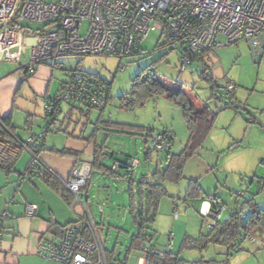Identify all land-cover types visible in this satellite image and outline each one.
Listing matches in <instances>:
<instances>
[{
  "label": "rangeland",
  "instance_id": "1",
  "mask_svg": "<svg viewBox=\"0 0 264 264\" xmlns=\"http://www.w3.org/2000/svg\"><path fill=\"white\" fill-rule=\"evenodd\" d=\"M30 27L32 30H40L42 25L30 24ZM218 41L225 40L219 36ZM170 48L165 33L152 26L148 36L140 42L141 53L128 57L123 62L114 57L55 58L50 96L66 78L67 72L77 69L93 75L110 87L111 102L106 109L101 112L94 109L88 117L76 110L73 117H67L65 120V125H70L67 132L70 134L72 130H76L77 136L85 125L86 138L95 130L99 120L129 126L125 131L118 128H113L116 131H112L111 126L103 127L108 132H95L97 140L101 144L106 142L108 150L115 154L117 160L122 161L126 156L139 159L143 163V172L148 174L152 173L156 166L150 165L147 168L145 164L142 152L145 146L143 129L171 132L174 136L171 154H179L188 141V128L181 107L164 96L150 97L143 104H136L131 109L121 107L120 98L130 94L133 80L138 74L143 71L146 74L149 69L154 68L156 78L172 90L182 88L196 110L201 111L205 106H209L210 110L216 113L223 109L218 112L213 128L202 147L187 162L184 179L178 183L164 184L168 197L162 200L155 221L145 223L146 233L154 235V243L162 237L166 242L167 236L173 233V252H180V258L187 263L217 264L228 260V264H259L261 255L255 254L264 250V234L260 232L252 235L256 241L245 237L238 239L239 250L231 254L227 253V248L214 245L203 252L181 250V244L187 234L196 236L209 231L203 226L197 207L193 206L198 199L186 197L190 180L197 181L202 192L201 199L210 201V197L217 196L222 204L227 206L222 221L235 212H240L243 218H247L250 208L246 201L250 199L254 200L258 208L264 210V187L259 186V181L264 180V57L257 60L248 44L239 41L230 45L214 46L183 70L179 51L169 53ZM24 56L21 63L26 67L29 51ZM6 64L17 70V73L23 72L19 70L20 63ZM34 68L37 73L38 67ZM30 77L32 76H27V79ZM230 83L236 87L233 97L235 106L224 108L225 103L231 101L217 100L213 96L212 88L216 87L217 92H222ZM22 96L29 99L24 92ZM44 105L45 101L40 99L36 104L32 101L22 103L23 107L16 108L15 124L19 117L17 122L19 126H23L29 112H32L35 114L32 134H38L41 131L38 127L41 126L42 129L47 125L43 113ZM63 109L62 117L69 108L65 105ZM19 133L23 136L18 131V135ZM64 138L63 133H49L46 144L52 146V139L62 144L60 140ZM83 160L88 163L92 161L86 157ZM29 161L30 154L24 151L15 169L22 172ZM141 172L142 170H137L132 185L137 210L142 201L138 189ZM4 177L6 176L0 172V178L5 179ZM127 182L124 177L121 181H115L110 175L96 172L91 185L90 210L99 235L105 249L109 253L120 252L121 257H125L138 228L130 212V186ZM173 202L179 207L178 218L171 213ZM99 207L103 208V215L98 214ZM138 256L139 252L134 251L128 264H137Z\"/></svg>",
  "mask_w": 264,
  "mask_h": 264
},
{
  "label": "built area",
  "instance_id": "2",
  "mask_svg": "<svg viewBox=\"0 0 264 264\" xmlns=\"http://www.w3.org/2000/svg\"><path fill=\"white\" fill-rule=\"evenodd\" d=\"M30 24L42 28L32 30ZM152 26L165 33L171 46L169 53L179 51L183 70L191 65V55L239 41L248 44L257 60L264 57V0H0V61L21 63L29 51L25 68L28 76H34V67H54V59L58 57L122 60L138 50ZM219 36L225 41H218ZM66 77L62 89L45 104L47 125L38 134H28L21 145L31 156L29 174L40 176L49 172L57 177L73 197L72 210L79 206L83 215L64 228L60 239L51 244L42 243L39 254L58 264H128V257L105 249L91 214L89 188L95 172L92 164H79L68 180H61L36 152L47 135L56 131L65 105L81 107L86 113L94 109L102 111L107 106L109 87L98 78L81 70L69 71ZM235 90V85L230 83L216 99L229 100ZM147 137L151 153H166L173 147L171 132H154ZM140 164L139 159L131 158L125 165L115 164L113 169L121 166L134 173ZM259 185L264 186V180ZM210 202L212 207L202 216V223L212 231L223 220L227 206L217 196L210 197ZM98 212L103 214V208L99 207ZM26 214L34 217L35 206L28 204ZM173 215L179 217L177 207ZM6 216V213L0 215V238ZM246 238L256 240L252 235ZM153 239L145 238L137 264H149L152 256L163 258L173 253V233L167 236L165 248L153 246ZM227 249L228 254L238 251L237 241Z\"/></svg>",
  "mask_w": 264,
  "mask_h": 264
},
{
  "label": "crops",
  "instance_id": "3",
  "mask_svg": "<svg viewBox=\"0 0 264 264\" xmlns=\"http://www.w3.org/2000/svg\"><path fill=\"white\" fill-rule=\"evenodd\" d=\"M6 63L16 64L9 61H0V116L5 117L11 115L13 125L23 134V136H21L20 133L18 135L17 131V136L25 140L28 134L34 133L33 118L35 114L29 112V118L27 117L30 122V129L26 127V124L19 126V117L17 118L18 122L16 121L15 124L16 108L18 109V106L23 107L22 103L26 104L30 101L36 104L39 99L40 101H45L46 104L48 99L52 98L56 92L62 89L67 77L60 82V85L54 91V94L50 96L49 91L53 81L54 67L50 65L38 67L35 76L28 78L26 82L21 85L22 81L25 79L23 78V69L25 67L22 66V63L18 64L19 70L21 69L23 72L17 73V70H14L13 67L8 66ZM23 92L29 97V99L23 98ZM67 106L69 109L66 115L56 123V131L54 132V134H64L65 138L60 140L62 144H59L57 143V140L52 139V146H48L46 144V137L42 142L39 154L43 163L52 169L61 180H68L73 169L79 164L88 163L83 160L84 157H86V159H92V161L90 160V163H92L95 150L94 142L90 139L91 133L88 137H84V133L86 132L85 125H83V129L81 128L79 135L76 136V130H72V132L68 134L67 131L69 130H67V128H69L70 125H65V117H73L76 110H81L76 107ZM83 111L85 116L93 113V111L86 113L84 109ZM43 113L46 118L45 111ZM65 126L67 127L65 128ZM39 127L38 129L41 130V126ZM106 132L107 131L103 128H100L98 131V133L101 134H105ZM82 139L85 140V142ZM62 150L75 152L77 156H64L59 153V151ZM106 152H108V155L105 156L104 153V156L101 158V165L108 170L97 169L95 173L100 172L110 175L115 181H121L124 177L128 181V186L131 184L133 185L137 170H142L139 177L146 174L143 172L142 162L131 175L127 174L126 170L121 168V166L117 170H114L113 166L115 164L121 165V163L126 162L130 156H126L125 159L120 161L115 158V154L110 150L107 149ZM164 155L165 154L155 155V157L152 156L150 161H145V164L148 166L147 168H149L150 165H153L154 167L159 162L161 163ZM104 159H107L106 163H103ZM29 163L30 161L22 172L15 169L16 174H13L15 173L13 172L11 175L6 176L3 173L6 176L4 177L5 179L0 178V215L2 213L7 214L2 223L4 233L0 238V264H57V262L46 259L39 254V249L42 243L51 244L58 239L57 236L50 232L51 225L54 224L63 228L68 224L76 223L78 221L77 217L83 215L81 207L76 206L75 209L72 210V206L66 203L59 193L52 190L39 177L26 174L27 176L24 178V173L28 169ZM61 187L63 189L65 188L63 185H61ZM260 187L263 188L264 186ZM90 202L91 187L89 188V206ZM28 204H32L36 208V215L34 217H28L26 214V207ZM177 205L176 202L172 203L171 213H173L175 207L179 209ZM193 206H195V208L197 207L202 222V216L212 207V203L209 200L199 198L198 201H195ZM200 234L203 233H199L196 236L192 234L187 235L198 237ZM167 240L165 242L162 237V239L154 244L157 247L165 248ZM257 254L261 255L259 256L258 263L263 264L264 250L256 252L255 255ZM223 263L228 264V260H223L217 264Z\"/></svg>",
  "mask_w": 264,
  "mask_h": 264
},
{
  "label": "trees",
  "instance_id": "4",
  "mask_svg": "<svg viewBox=\"0 0 264 264\" xmlns=\"http://www.w3.org/2000/svg\"><path fill=\"white\" fill-rule=\"evenodd\" d=\"M137 53H141L139 47L138 50H136L135 53L132 54L131 56ZM204 53L205 52H202L201 54L198 55H191L190 56L191 64L196 58H199ZM125 59H122L120 61L123 62ZM152 69H149V72L146 74L143 71L135 77V79L133 80L130 94L128 96L120 98V105L124 109H131L136 104H143L150 97L164 96L168 101L175 103L181 107L188 128V141L185 145V148L179 154H171V151L174 147V141H173L172 149L167 151L166 153H151L148 150L149 139L147 135L152 134L154 132H164V131H155L152 129L142 128L144 133V135L142 136L144 137V144H145V146L143 147L144 160L150 161V159L154 155H160V154H165V155L162 159V162L161 163L159 162L156 165V168L152 173L149 174L146 173L142 175L139 179L138 189H139L140 199L142 201L139 203L138 210L136 208L137 206L136 198L131 188L132 184L129 187L130 203H131L130 212L133 215L134 223L138 228H137V233L132 237L131 245L127 249V253L125 254V256L128 258L131 256V254L134 251L135 252L140 251L146 237L154 236L146 233L145 223L155 221L162 200L168 197V193L164 187V184L178 183L184 179V169L187 162L190 159H192L196 155L197 151L202 147L205 140L209 136L210 131L213 128L218 112L223 110L221 109L218 112L213 113L210 110L209 106H205L201 111L196 110V108L189 101L187 95L185 94L182 88L177 90H172L163 81H160L156 78L155 76L156 73L151 72ZM23 70H24L25 79L22 81L21 85H23L24 82H26L28 76L26 68H24ZM212 91H213V96L215 98L217 94L221 93V92H217L218 90H216V87H213ZM233 97H231L229 100H221V102L231 101V103H225L224 108L235 106ZM109 102H111L110 95H108L107 98V105ZM78 109L81 110L80 111L81 114L85 116L83 109L81 107H79ZM86 116L88 117V115ZM66 118L67 117H65V119ZM28 120L29 119H27L25 124L26 127L30 129L31 128L30 122ZM110 126L112 127V131H116L114 129L117 128L122 131L123 130L125 131L128 130L129 127L121 124L104 122L101 120H99L96 123L95 130L90 135V139L94 142V149H95L94 160L91 163L95 171L97 169L108 170L101 165V158L104 156V153L108 148L106 146V142H103L102 144L98 142L96 133L99 131L100 128L110 127ZM104 130L108 132L107 129ZM17 131L18 129L13 125L11 115L5 117L0 116V171L4 173L6 176H9L13 172H15L16 164L18 163L19 159L22 157L25 151L24 147L21 145V143L25 142V140L17 136ZM41 145L42 143L36 148V152L38 154H40ZM59 153L64 156H75V157L77 156L75 152L68 150H62L59 151ZM130 159L131 157L127 159L126 162L121 164L122 165L127 164V162ZM26 174H29V166L26 172L24 173V178L27 176ZM127 174L131 175L133 173L127 172ZM34 177H39L52 190L59 193L62 196V198L66 201V203L72 206L73 204L72 195L67 190H65V188L63 189L61 187L62 184L57 179V177L51 175L49 172H43L40 176H34ZM186 197L196 198V199L202 197V192L197 181L190 180L188 182V187L186 189ZM246 204L250 208V214L247 218H243L240 212H235L233 214H230L227 220L221 221L215 230L209 231L207 234H200L198 237H192L189 235L185 236L181 244V250L203 252L206 251L209 248V246L212 245L228 248V246L232 242L237 241L238 239L244 237L246 238V236L248 235H254L257 232L258 233L260 232V234H264V210L258 208V206L255 204L253 199L247 200ZM98 214L103 215L100 214L99 212ZM70 225L72 224H68L65 227ZM65 227L60 228L57 225L52 224L50 232L55 236H57L58 239H60ZM153 243H154V239H153ZM153 246H155V244H153ZM149 264H188V263H186L184 260L180 258V252L179 253L173 252L171 254L166 255L163 258L152 256L149 258Z\"/></svg>",
  "mask_w": 264,
  "mask_h": 264
},
{
  "label": "water",
  "instance_id": "5",
  "mask_svg": "<svg viewBox=\"0 0 264 264\" xmlns=\"http://www.w3.org/2000/svg\"><path fill=\"white\" fill-rule=\"evenodd\" d=\"M107 155H108V152H105V156H107ZM106 160H107V159H104L103 163H106ZM228 218H229V217H227V219H228ZM227 219H226V220H227Z\"/></svg>",
  "mask_w": 264,
  "mask_h": 264
}]
</instances>
